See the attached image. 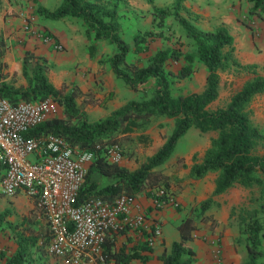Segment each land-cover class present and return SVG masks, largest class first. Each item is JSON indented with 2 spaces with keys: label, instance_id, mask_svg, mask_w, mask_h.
Returning <instances> with one entry per match:
<instances>
[{
  "label": "trees",
  "instance_id": "1",
  "mask_svg": "<svg viewBox=\"0 0 264 264\" xmlns=\"http://www.w3.org/2000/svg\"><path fill=\"white\" fill-rule=\"evenodd\" d=\"M121 1L124 0H62L54 10L43 7L37 10L40 15L50 19L66 16L80 19L86 38L90 41L88 49L91 56L95 54L98 41L107 40L114 44L115 51L108 58V63L116 77L122 79L129 89L139 91L140 86L153 81L154 87L148 99L129 100L108 116L93 122L87 119L86 113L77 103L79 91L75 87L68 91L55 87L46 74L47 66L44 61L28 50L22 55V74L26 79V86L16 88L4 81L5 42L0 33V97L13 104L52 97L58 105L56 116L45 120L26 135L53 133L74 148L95 151L78 193L80 202L87 197L111 200L121 194L136 196L141 191L151 198L153 190L158 187L171 192V177L157 168L169 159L179 139L191 128L198 129L201 133H218L202 161L194 163L189 172L192 179L217 173L211 197L224 193L234 185L243 188L257 185L259 195L264 196V154L255 153L257 143L264 142V132L251 124L246 110L254 96L264 91V76L256 75L247 81L232 94L225 107L208 109V105L218 96V70L231 59L234 40L227 28L219 26L209 31L199 29L191 19L181 15L184 0H174L167 7L153 8V28L135 35L131 44L119 31L117 7ZM147 1L152 3V0ZM249 1L254 2V7H259L264 0ZM168 17L176 20L182 28V35L192 48L183 51L181 48L160 47L155 49L144 64L128 62L131 53L139 54L148 49L149 41L164 30ZM169 62H179L180 66L174 72L170 71L166 68ZM197 62L206 70L204 89L199 93L174 96L173 82L189 78L196 71ZM160 116L172 118L173 128L162 145L141 161L137 168L129 170L123 163H113L108 159L105 145L118 143L123 155L124 144L130 140L143 146L148 145L151 139L144 133L146 127L152 118ZM97 145L102 148L95 150ZM94 173L111 178L114 182L98 188L92 180ZM211 197L199 204L195 214L188 212L176 225L179 239L172 242L168 252L164 251L159 256L161 264L192 263L195 254L191 246L193 233L198 229V220L205 219L204 214L213 202ZM258 199L260 201L257 208L240 224L247 254L245 264H264V198ZM176 209L180 210L181 206L178 207L177 204ZM9 214L10 210L0 213V228ZM11 229L14 231L11 239L16 247L12 253L0 254L2 264H24L29 246L42 249L49 239V233L40 236L38 226L33 227L28 219ZM129 232L134 231H121L106 237L103 244L106 263L129 264L133 260H148L147 253L152 251L153 246L145 241V232L141 236L143 239L136 241L131 247L117 246L118 236Z\"/></svg>",
  "mask_w": 264,
  "mask_h": 264
},
{
  "label": "rangeland",
  "instance_id": "2",
  "mask_svg": "<svg viewBox=\"0 0 264 264\" xmlns=\"http://www.w3.org/2000/svg\"><path fill=\"white\" fill-rule=\"evenodd\" d=\"M131 1L137 3L136 6L140 9V13L131 11L129 9L130 5L126 4L124 5V8H119L117 19L120 25L119 31L121 36L132 44L135 35H141V33L153 28V8L167 7L173 0H152V3H149L147 0ZM231 1H237L239 4L236 21L240 23L239 26L241 31L239 29L233 31L234 36L232 37L234 43L231 51V59L224 67L218 70L220 77L218 96L208 105V109L210 110L225 107L232 94L239 90L247 81L251 80L256 75L264 76V35H262L264 33V1L259 7H254V2L249 0ZM146 5L147 8H145ZM163 29L164 30L160 34H157V37L153 40H150L149 38V46L146 51L139 54L131 53L128 62L144 64L155 49L160 47L181 48L183 51L192 48L185 36L182 35V28L179 27L173 17L167 18L166 25H164ZM245 32H248V34L245 35ZM3 39L5 42L4 50L13 53H16V50H19L21 60L23 53L26 50H31L27 49L28 40H25L24 38H18L17 36L14 38L3 36ZM114 51L115 45L109 43L107 40L98 41L96 43L94 56L97 53H100L102 60L101 69L103 71L110 69L108 58L114 53ZM30 52L33 53L32 51ZM179 66V62H169L166 68L174 72ZM196 66V71L189 78L175 80L173 82L172 92L174 96L177 97L189 93H199L204 89L206 83V70L199 62L196 63ZM18 74L23 76L21 69H14L11 78L4 81L12 87H25L23 83L15 85L18 83ZM7 75L8 71H6V76ZM51 76L53 77L52 73ZM23 79L25 80V83H27L24 76ZM67 86L68 85L64 81L58 85V88H66ZM153 87L154 83L150 80L146 84H143L138 92H134L133 94L137 99H148L151 96ZM89 90L90 92L83 94L85 95L84 97H82L83 95L78 90L79 94L77 96V103H80L82 109L87 107V110H84V112L86 113L87 119L90 122H93L100 118H104L108 109L104 106L102 108L103 111L97 108V106H102L104 102H106L105 100L103 101L104 97H99L97 95H106L103 91L104 88L102 85L99 86L96 91ZM106 99H108V96ZM99 100L103 101V103L99 102ZM87 103H89L90 106H84L88 105ZM246 110L248 111L251 124L264 132V91L254 96L249 102ZM168 125L167 122H164L159 127L164 133L161 136L163 139H165V137L171 132L168 129ZM159 133L161 134V131H159ZM217 135L218 133L216 131L201 133L198 129H189L179 139L175 147L173 159L176 158V160L172 161V159L171 161H167L160 165L161 169L159 170L161 172L162 170L174 171L177 173L181 172V178H178V176H175L174 174L169 175L171 177L170 185L173 186L175 190L188 188L193 192V189L196 187H199L200 189L202 198L199 199L195 197L191 198L186 204H178V207L181 206L179 211H184L182 217L188 212H193L195 214L199 204L212 196L214 188L210 190L209 183H213L214 185L217 173L212 172L206 174L201 179H192L189 176V172L194 163L202 161L206 150L211 145V141L216 138ZM151 142L152 139L148 146H143L140 143L130 140L124 144V157L126 159H131L133 162L135 161V163L144 161L155 151ZM255 153L258 155L264 154V142L260 141L257 143ZM186 170L189 171L187 172ZM235 187H240L241 189L233 190L232 188ZM231 194L234 195V198L228 197ZM219 195L211 197L213 198V202L204 214L205 219L198 220V229L193 233L194 238L205 244L207 243L206 237L208 236L216 237L219 239L220 244L226 240L228 245L234 251L232 252V257L235 259V264H245L247 254L245 249V239L240 233V224L243 219H247L252 211L257 208L260 201L258 198H264V196L259 195V187L257 185L250 188H243L234 185ZM174 208H176V206ZM29 215V212L13 211L10 212L6 220L3 221L0 228V254L5 252L12 253L15 250L14 248L16 245L11 239L14 231L11 228L21 223L24 219L26 220V217ZM15 230H17V228ZM166 230L170 231L172 230V227L167 226ZM168 236L170 237V235ZM132 245L128 247H131ZM27 252V259L24 264H60L55 258L49 257L45 253L44 248L38 249L36 246H29ZM134 262H136V260H133L129 264H135ZM0 264H2L1 258Z\"/></svg>",
  "mask_w": 264,
  "mask_h": 264
},
{
  "label": "built area",
  "instance_id": "3",
  "mask_svg": "<svg viewBox=\"0 0 264 264\" xmlns=\"http://www.w3.org/2000/svg\"><path fill=\"white\" fill-rule=\"evenodd\" d=\"M30 21L29 18L26 30ZM39 37L44 43L52 42L49 35ZM53 47L63 48L58 43ZM57 113L58 105L52 97L15 104L0 97L2 193L13 196L23 190L37 200L48 226L46 249L62 264H107L103 253L105 239L121 231H136L140 237L145 232V241L154 246L162 238V226L147 220L143 205L135 195L121 194L111 200L101 197L78 200L94 150L74 148L53 133L26 135ZM101 148L97 145L95 150ZM105 151L111 162H123L118 143L105 145ZM150 201L156 210L178 204L173 194L163 187L153 190ZM206 238L212 261L221 264L219 240L212 236Z\"/></svg>",
  "mask_w": 264,
  "mask_h": 264
},
{
  "label": "crops",
  "instance_id": "4",
  "mask_svg": "<svg viewBox=\"0 0 264 264\" xmlns=\"http://www.w3.org/2000/svg\"><path fill=\"white\" fill-rule=\"evenodd\" d=\"M61 3L62 0H0V33L2 36H9L10 38L17 36L18 38L28 40L27 49H31L30 51H32L34 55L44 61L47 66L46 74L55 87L58 88V85L65 81L68 85L65 88L66 91L75 87L83 95L86 92H90L89 89L96 91L99 86L102 85L104 88L103 91L106 95H97L99 97H104L103 101L105 100L106 102H104L102 106H97V108L103 111V106L107 107L108 110L105 113L106 117L112 111L120 108L129 100L137 99L133 93L138 91L129 89L122 79L116 77L110 66V69L106 71L101 69L100 53H97L95 56H91L88 49L90 42L86 38L84 25L80 19L70 16H66L61 19H50L37 12L39 7L54 10L59 7ZM126 4L130 5L129 9L131 11L140 13V9L137 8L136 2L124 0L121 1L117 7V16L119 8H124V5ZM145 8H147V5ZM238 8V2L231 0H184L180 13L182 16L191 19V22L199 29L209 31L215 29L216 27L224 26L227 28L229 34L234 36V30L236 31L239 29L241 31L239 26L240 23L236 21ZM29 18L31 21L28 25L29 28L26 30ZM40 34L49 35L52 42L44 43L39 37ZM246 34H248V32H245V35ZM262 35H264V33ZM55 43L61 44L63 47L62 50H56L53 47ZM5 51L6 50H4L3 54V62L5 63L3 75L4 80H7L11 78L14 69H21L22 73V60L19 55V50H16V53ZM6 71H8L7 76ZM51 73L53 74V77L51 76ZM17 80L18 83L15 85L23 83L24 86H26L25 80L21 74H18ZM84 96L85 95L82 97ZM107 96L108 99H106ZM103 101L99 100V102L102 103ZM87 104L88 105L84 106H90L89 103ZM83 110H87V107H84ZM164 122L169 124L168 129L171 131L174 124L173 119L160 116L152 118L144 132L150 137V139H152L151 144L154 146L155 151L164 142V139L161 138L164 133L159 128ZM159 131H161V134ZM174 153L175 150L167 161H171L173 159ZM152 154H150V156ZM174 160H176V158L172 161ZM122 163L129 170H133L137 168L140 162L135 163V161L133 162L131 159H126L124 157ZM157 169H161V167L159 166ZM162 173L166 175L174 174L175 176H178V178L182 177L181 172L177 173L174 171L162 170ZM3 175L4 168L0 165V183ZM92 180L97 184L98 188H103L114 182L113 179L102 176L98 173H94L92 175ZM209 188L210 190L214 188L213 183H209ZM232 189L237 190L241 188L235 187ZM170 191L178 204L182 203L181 205L186 204L191 198H202L199 187L193 189L192 192L188 188L175 190L173 186H170ZM136 197L143 205L147 220L151 222H159L161 224L162 238L152 247V251L147 253L149 256L147 261L140 262L139 260H136L134 263L161 264L159 256L164 251L168 252L172 242L179 239V233L176 229V225L182 219V213L184 211L181 212L174 207H165L163 209L156 210L151 206L150 197H148L144 191L138 192ZM228 197L234 198V195L231 194ZM4 210H10V212H29L30 215L26 218L33 224V227L38 226L39 235L42 236L45 233L46 235L48 234L47 222L44 214L37 205V200L28 196L23 190H18V192L13 196H6L2 193L0 186V213ZM167 226L172 227V230H166ZM168 235H170V237ZM142 239L143 238L140 237L136 231L121 234L117 238V246L128 247L136 241H140ZM48 241L43 246L45 253L49 257L55 258L58 263L62 264L59 259L48 253L46 249ZM221 245V264H235V259L232 257V252L234 251L228 245V242L224 240L223 243L221 242ZM191 246L195 253L191 264H215L212 261L211 249L207 243L205 244L194 238L191 242Z\"/></svg>",
  "mask_w": 264,
  "mask_h": 264
}]
</instances>
